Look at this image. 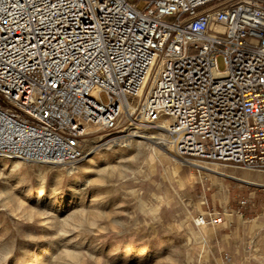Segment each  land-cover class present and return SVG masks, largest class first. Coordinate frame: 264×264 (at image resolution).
<instances>
[{
  "label": "built area",
  "instance_id": "1",
  "mask_svg": "<svg viewBox=\"0 0 264 264\" xmlns=\"http://www.w3.org/2000/svg\"><path fill=\"white\" fill-rule=\"evenodd\" d=\"M129 104L179 158L264 170V0H0V154L79 161Z\"/></svg>",
  "mask_w": 264,
  "mask_h": 264
},
{
  "label": "rangeland",
  "instance_id": "2",
  "mask_svg": "<svg viewBox=\"0 0 264 264\" xmlns=\"http://www.w3.org/2000/svg\"><path fill=\"white\" fill-rule=\"evenodd\" d=\"M134 122L88 125L72 163L0 154V264H264V170L184 160L149 139L127 146ZM208 211L221 222L200 229Z\"/></svg>",
  "mask_w": 264,
  "mask_h": 264
},
{
  "label": "bare ground",
  "instance_id": "3",
  "mask_svg": "<svg viewBox=\"0 0 264 264\" xmlns=\"http://www.w3.org/2000/svg\"><path fill=\"white\" fill-rule=\"evenodd\" d=\"M216 74H218V73H216ZM132 110H133V108H132V105L131 104L126 105L125 108H124V113L123 114H126L127 117H128L130 115V113L132 112ZM124 123L125 122H123L122 125ZM134 124H135V131L130 133L134 137L128 140V142L126 143L127 146H135V147H137L140 142L147 143L148 145H150V142H146V140H144V139H149V141L156 142V143H161V145H164V144L166 145L167 144V141H166V139L164 137V135L166 134V132H165V128L163 126V123H161V122L160 123H158V122H150V121H148L146 119L140 118V119L136 120V123L134 122ZM136 128L138 130H136ZM147 128H151V129L157 130L160 133V137L157 136V135H154L153 133H150V131H149V134H147V132H145V130ZM114 139L115 138L108 139V141L105 142L106 143L105 144V146H106L105 148H109V146L115 144ZM6 156H8V155H6ZM8 157H12V156H8ZM115 157H117V154H114V156L113 157H110V158L113 159ZM12 158H16V157H12ZM102 158H103V160H105L108 157L107 156H104ZM19 159H21V158H19ZM0 161L3 162L2 165H4V164L6 165V163H5L6 159H0ZM176 161L179 162L178 160H176ZM179 163H182V162H179ZM190 163H192V162H190ZM93 165H95V159L93 157H89V165H85L84 168H85V170H89V168L91 166H93ZM199 166H202L203 167V165H199ZM217 224H219V223H217ZM205 225L206 224H202V225L197 224V227H199L200 229H203L205 227ZM213 225H216V224H213ZM200 233H201V231H200ZM204 233H205V231H204ZM51 254H52V248L47 249L46 254L45 255H42L40 257V261H43L44 258L46 259L47 257L51 256ZM65 254L67 256L73 257L76 254V252L75 251H70V249H69V250H66L65 251Z\"/></svg>",
  "mask_w": 264,
  "mask_h": 264
}]
</instances>
